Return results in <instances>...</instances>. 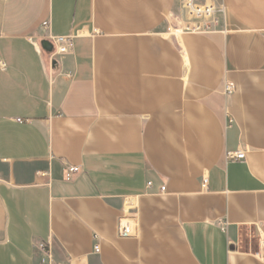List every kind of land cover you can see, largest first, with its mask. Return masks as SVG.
<instances>
[{
	"label": "crops",
	"instance_id": "obj_1",
	"mask_svg": "<svg viewBox=\"0 0 264 264\" xmlns=\"http://www.w3.org/2000/svg\"><path fill=\"white\" fill-rule=\"evenodd\" d=\"M218 1L0 0V264H264V0Z\"/></svg>",
	"mask_w": 264,
	"mask_h": 264
},
{
	"label": "built area",
	"instance_id": "obj_2",
	"mask_svg": "<svg viewBox=\"0 0 264 264\" xmlns=\"http://www.w3.org/2000/svg\"><path fill=\"white\" fill-rule=\"evenodd\" d=\"M182 8L185 14V19L182 24H180L175 30L180 33H190V34H212V33H226L228 32L226 24V5L223 1L218 0H183ZM43 27L47 30L51 28L50 20H45L43 22ZM48 40L52 43L54 49L51 54V59L70 53L74 48L75 35H60L54 36L50 35ZM6 65L2 59H0V68H5ZM236 86L233 82L227 81L224 86V92L226 95H231ZM22 121L21 118L17 119ZM233 120L230 117L229 123ZM246 153L244 150H237L235 152H228L227 159L244 160ZM81 171L79 165L66 164V179L71 180L73 176ZM149 186L153 185V182H148ZM203 188L208 186V178L203 177L202 179ZM166 186L162 185L160 191L164 192ZM95 245L94 250L96 252L100 251L99 237L94 236ZM261 247H264V240L260 242ZM37 249L44 252L47 256V264H55L51 252V241L41 242L35 245Z\"/></svg>",
	"mask_w": 264,
	"mask_h": 264
},
{
	"label": "water",
	"instance_id": "obj_3",
	"mask_svg": "<svg viewBox=\"0 0 264 264\" xmlns=\"http://www.w3.org/2000/svg\"><path fill=\"white\" fill-rule=\"evenodd\" d=\"M41 46L46 52H48V53H52L53 52L54 47H53L52 43L48 39H44L41 42ZM53 63H55V60H53Z\"/></svg>",
	"mask_w": 264,
	"mask_h": 264
},
{
	"label": "bare ground",
	"instance_id": "obj_4",
	"mask_svg": "<svg viewBox=\"0 0 264 264\" xmlns=\"http://www.w3.org/2000/svg\"><path fill=\"white\" fill-rule=\"evenodd\" d=\"M173 33H177V34H178L179 32H178V31H176V30H174V32H173Z\"/></svg>",
	"mask_w": 264,
	"mask_h": 264
}]
</instances>
